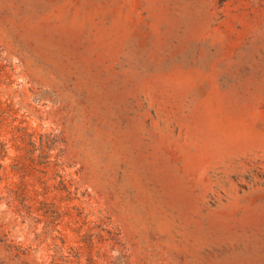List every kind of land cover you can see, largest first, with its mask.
<instances>
[{
    "label": "rangeland",
    "instance_id": "obj_1",
    "mask_svg": "<svg viewBox=\"0 0 264 264\" xmlns=\"http://www.w3.org/2000/svg\"><path fill=\"white\" fill-rule=\"evenodd\" d=\"M0 264H264V0H0Z\"/></svg>",
    "mask_w": 264,
    "mask_h": 264
}]
</instances>
